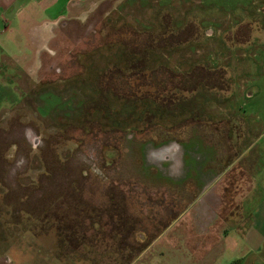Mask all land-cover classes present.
Here are the masks:
<instances>
[{"label": "rangeland", "instance_id": "rangeland-1", "mask_svg": "<svg viewBox=\"0 0 264 264\" xmlns=\"http://www.w3.org/2000/svg\"><path fill=\"white\" fill-rule=\"evenodd\" d=\"M212 1L223 0H107L86 20L56 26L35 72L23 67L31 52L10 53L0 35V264L181 262L172 242L181 224L168 227L177 212L164 203L180 182L181 143L217 130L229 143V123L238 126L234 101L212 95L231 85L213 72ZM152 33L149 68L123 69L122 44L142 47ZM114 94H197L198 104L181 117L127 123Z\"/></svg>", "mask_w": 264, "mask_h": 264}, {"label": "crops", "instance_id": "crops-1", "mask_svg": "<svg viewBox=\"0 0 264 264\" xmlns=\"http://www.w3.org/2000/svg\"><path fill=\"white\" fill-rule=\"evenodd\" d=\"M106 1L0 0V35L6 36L8 51L13 45L31 52L23 67L35 72L56 26L63 20H86ZM207 6V19L216 24L207 34L219 58L213 72L231 83L212 95L234 101L238 126L229 123L235 129L229 143L218 130L211 140L181 143L180 182L165 189L170 198L164 201L167 211L177 212L168 227L181 224L172 242L180 244L182 254L173 260L264 264V0L212 1ZM182 41L181 48L195 44ZM169 176L176 179L172 172Z\"/></svg>", "mask_w": 264, "mask_h": 264}, {"label": "trees", "instance_id": "trees-1", "mask_svg": "<svg viewBox=\"0 0 264 264\" xmlns=\"http://www.w3.org/2000/svg\"><path fill=\"white\" fill-rule=\"evenodd\" d=\"M165 29V28H164ZM168 32V28L165 29L164 33ZM150 41L142 47L135 46L130 43H123L121 47V56L122 62L124 64L123 69H140L144 70L149 68L148 63L154 58V51L156 54L157 46L159 43V36L150 34ZM181 39V38H180ZM179 44L182 42L179 41ZM174 43L173 45H178ZM136 63H139L138 66H135ZM194 92H196L194 90ZM114 98L119 101L121 104L120 108L117 109L118 118L124 119L127 123L132 122H156L165 120V118H177L184 115V112H189L190 109L193 113L196 110L198 104V96L186 100L182 97H163L161 98H148L144 95L140 96H126L119 97L118 95H113ZM188 99V98H187ZM107 103V102H106ZM189 110V111H188ZM192 115V114H190ZM193 120L198 119L199 116L194 114V116H189Z\"/></svg>", "mask_w": 264, "mask_h": 264}, {"label": "water", "instance_id": "water-1", "mask_svg": "<svg viewBox=\"0 0 264 264\" xmlns=\"http://www.w3.org/2000/svg\"><path fill=\"white\" fill-rule=\"evenodd\" d=\"M10 260V259H9Z\"/></svg>", "mask_w": 264, "mask_h": 264}]
</instances>
